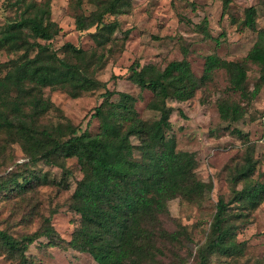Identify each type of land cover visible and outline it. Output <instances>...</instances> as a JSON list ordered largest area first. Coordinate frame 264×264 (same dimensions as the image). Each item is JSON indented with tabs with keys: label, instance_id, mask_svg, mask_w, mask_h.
I'll use <instances>...</instances> for the list:
<instances>
[{
	"label": "rangeland",
	"instance_id": "obj_1",
	"mask_svg": "<svg viewBox=\"0 0 264 264\" xmlns=\"http://www.w3.org/2000/svg\"><path fill=\"white\" fill-rule=\"evenodd\" d=\"M45 1L0 0V29L19 18L29 2ZM48 1L50 18L60 31L56 30L50 40L37 41L49 44L58 55L72 62L77 61L75 56L62 50L67 42L89 52L104 53L103 66L97 68L94 63L88 67L89 72L105 82L108 90L132 95L136 111L145 120L157 119L159 114L147 107L153 99L151 90L130 80L133 64L163 69L170 61L185 59L195 77L200 78L207 55L243 61L256 41L257 32L264 28V0H230L225 7L223 0H130L127 12L105 15V21H116L118 25L111 41L97 47L92 39L95 27L77 30L75 19L78 15L89 16L99 0H81L80 5L76 0ZM250 6L255 8V29L243 24L244 10ZM13 57L15 54L0 48V63ZM246 68V85L251 90L258 81V67L247 62ZM39 92L52 104L38 118L39 129L65 122L84 129L94 107L102 102L104 89L80 92L76 97L71 96L70 87L47 86ZM11 100H17L15 95ZM223 100L243 107L240 120L230 122L220 118L218 103ZM166 105L171 108V128L166 130V137L175 138L176 150L195 154V175L199 180L211 182L212 189L199 202L181 197L167 202L168 210L160 216V226L169 233L180 232L179 237L173 241L157 238L151 258L144 264H197V251L211 236L219 197L230 202V213L241 214L233 218L235 234L231 240L240 250L213 253L210 264H264V200L250 211L240 208V202L234 198V190H240L246 183L264 181V84L255 98L244 100L230 90L225 69L218 67L200 83L191 99H167ZM25 111L30 113L31 109L26 106ZM88 130L97 133L99 120L93 119ZM131 141L138 144L134 137ZM248 153L256 162L255 171L248 181L234 184L232 177ZM64 164L65 171L43 161L32 163L19 141L0 133V229L19 237L41 233L44 225L50 224L62 240L60 246H48L47 237L40 236L25 252L30 264H98L90 254L67 244L78 218L70 208L71 194L82 178V171L75 157L65 159ZM15 179L18 184L25 179V187L15 185ZM19 261L20 256L9 253L0 242V264H20Z\"/></svg>",
	"mask_w": 264,
	"mask_h": 264
},
{
	"label": "trees",
	"instance_id": "obj_2",
	"mask_svg": "<svg viewBox=\"0 0 264 264\" xmlns=\"http://www.w3.org/2000/svg\"><path fill=\"white\" fill-rule=\"evenodd\" d=\"M81 0H76L80 5ZM227 6L230 0H223ZM130 0L96 2V10L89 16H76L77 30L92 26V39L97 47L105 46L117 27L116 21H105V15L127 12ZM99 7V8H98ZM255 8L244 10L243 24L255 29ZM56 22L50 18V3L29 2L19 18L0 29V48L15 57L0 63V133L20 142L29 161L66 170L65 159L75 157L82 171L71 194L70 208L78 216L67 244L75 250L91 255L98 264H144L151 258L158 239L177 240L180 232L169 233L160 226V216L167 213V202L181 197L199 202L212 189L211 182L199 180L193 152L176 150L174 137H166L170 130L171 108L167 99H191L201 82L218 67L227 73L230 90L244 100L256 97L264 84V28L243 61L221 59L211 54L205 57L203 74L196 78L187 60L170 61L163 69L153 65L130 67L129 78L141 88L150 89L153 99L149 110L159 114L157 119H142L135 109V99L122 91H111L106 83L89 72L88 67L103 66L105 54L88 51L67 42L62 50L77 61L58 55L49 44L38 42L53 38ZM107 51V50H106ZM66 55V54H65ZM258 67V81L249 90L246 85V63ZM47 86L70 87L72 97L80 92L103 88L102 102L94 107L84 129L70 122L39 129L38 118L51 108L39 90ZM37 92H34V91ZM15 95L17 100H11ZM116 95V100L111 98ZM29 107L31 112L25 111ZM218 111L223 121L237 122L243 107L236 102L221 101ZM99 120V131L89 132L93 119ZM238 134H242L237 130ZM137 139L133 144L131 138ZM135 152L137 154L135 155ZM255 161L248 153L243 165L236 169L232 181H248L255 171ZM25 181V179H24ZM15 185L24 188L25 182ZM240 208L256 209L264 200V181L255 180L234 190ZM229 203L219 197L211 223V236L197 251V264H210L213 253L230 254L240 248L234 238L233 218L241 214L229 212ZM236 215V216H235ZM46 223L50 217L45 218ZM40 236H46L48 246H60L50 224L41 233L19 237L0 229V242L9 253L20 256V264H30L25 256L28 246Z\"/></svg>",
	"mask_w": 264,
	"mask_h": 264
}]
</instances>
